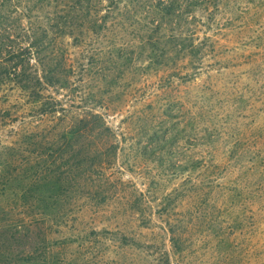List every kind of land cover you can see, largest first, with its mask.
Here are the masks:
<instances>
[{"label": "rangeland", "instance_id": "rangeland-1", "mask_svg": "<svg viewBox=\"0 0 264 264\" xmlns=\"http://www.w3.org/2000/svg\"><path fill=\"white\" fill-rule=\"evenodd\" d=\"M6 159L0 264H264V0H0Z\"/></svg>", "mask_w": 264, "mask_h": 264}, {"label": "trees", "instance_id": "trees-1", "mask_svg": "<svg viewBox=\"0 0 264 264\" xmlns=\"http://www.w3.org/2000/svg\"><path fill=\"white\" fill-rule=\"evenodd\" d=\"M39 82H40V84L42 83L40 80H39ZM45 82L47 83V84H49V82L48 81H46V79H45ZM31 138H33V136H31L30 137V135H29V139H25L26 141L25 142H27V144H30L31 143ZM40 154L41 153H38V156H40ZM37 156V157H38ZM12 158H10V160H11ZM0 164H2V166H3V164H4V166L2 167L3 169H1L0 170V208L1 207H3L2 205H3V201H2V199H1V196L3 195V191L5 192V190L4 189H2V187H4V188H6L7 186H6V183H8L9 182V180H6L5 181V178L7 177V175H9V177H11L12 176V174H14V173H16V170H15V168L14 167H12L11 169L9 168V170H8V165H10L11 163L8 161V159H6V161H4V163H0ZM46 165H48L47 164V162H42L41 161V159H40V161H38L36 164H34L33 165V167H32V165L30 166V164H27L21 171H20V173H23L22 174V178L20 177V178H18V179H15V178H12L11 177V179L13 180V181H16V183H17V180L19 181V182H22V183H25V181L26 180H29L31 177L32 178H35L34 180V183H39V185H38V187L40 188H42L43 190H45L46 192H49V193H53L52 191H50L51 190V186H50V184H52L53 182H54V177H48L49 175H50V171L52 170V169H49L50 168V166H47V167H45ZM12 166H14V164H12ZM38 167H40V168H42L43 170H41V169H37ZM31 178V179H32ZM8 181V182H7ZM44 191V192H45ZM44 197V196H43ZM40 197L39 199H38V202H39V204H40V206H43L44 208H42V210H48L49 209V201L52 199V197H50V196H47V197ZM37 199V198H36ZM3 202V203H2ZM4 214V212H1L0 211V215H3ZM41 216H43V215H41ZM37 220H41V219H39V218H37ZM15 234V233H14ZM8 239V240H7ZM9 239H13V240H11V241H15L16 239H14V236H10V238H8V236H7V234H6V231L5 230H2V229H0V240H3V242H5V241H9ZM1 262V261H0Z\"/></svg>", "mask_w": 264, "mask_h": 264}]
</instances>
